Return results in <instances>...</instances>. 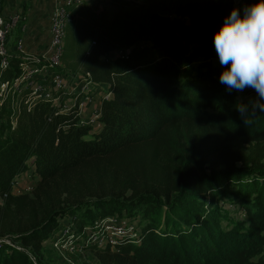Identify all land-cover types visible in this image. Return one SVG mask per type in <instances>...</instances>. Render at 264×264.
Returning <instances> with one entry per match:
<instances>
[{"label":"trees","instance_id":"obj_1","mask_svg":"<svg viewBox=\"0 0 264 264\" xmlns=\"http://www.w3.org/2000/svg\"><path fill=\"white\" fill-rule=\"evenodd\" d=\"M114 3L112 17L106 10L77 9L62 55L61 71L83 69L112 93L101 100L98 129L77 106L62 111L53 99L31 109L22 104L18 113L5 103L0 109V239H11L0 240V264H35L30 254L39 261L42 242L67 228L64 218L75 226V236H83L96 220L116 213L138 219L140 232L114 248L86 247L99 264H264V113L244 123L236 105L248 102L219 82L223 67L213 42L234 0ZM139 41L148 44L137 47ZM118 49L129 51L103 58ZM9 61L0 80L20 75L22 63L36 62L23 56ZM177 123L193 125L213 146L208 166L187 160L173 185L75 201L38 223L37 200L84 168L109 171L113 178L124 173L128 188L137 189L136 178L154 171L160 148L154 141ZM137 155H143L141 163ZM28 170L37 181L36 195L13 194L16 177ZM220 200L243 208L245 217H230Z\"/></svg>","mask_w":264,"mask_h":264},{"label":"rangeland","instance_id":"obj_2","mask_svg":"<svg viewBox=\"0 0 264 264\" xmlns=\"http://www.w3.org/2000/svg\"><path fill=\"white\" fill-rule=\"evenodd\" d=\"M93 2L94 6H91L90 9L97 12L106 10L108 17H112L116 11L114 0H93ZM4 4L5 0L3 7ZM251 4L246 0H234V9H238L241 15H243L244 8ZM3 16L5 15L3 14ZM183 21L188 23L189 19L184 18ZM22 25L23 23H20L10 32L9 47H15L18 40L23 38ZM147 44L148 42L146 41H139L135 45L137 47H143ZM120 50L124 51L117 52V50H115L107 53L105 57L108 60H113L125 54V52L127 54V51H129L125 49ZM38 63L40 62L36 60L33 64ZM66 64L68 67L70 66L69 62H66ZM65 72L68 78L66 82L67 87L63 90H55V94L59 96V100H54V102L62 105V111H68L71 107L77 106L76 104L79 98H83L89 94L92 100H89L85 105L81 116L83 120L92 123L95 129H98L100 127L98 117L101 112V100L109 96V92L103 88L106 87V84L97 86L94 82L89 83L87 81L86 72L83 69H77L74 71L75 73L70 70H66ZM11 95L13 94H9L5 104L10 107L14 105L20 106V97L15 96L13 99ZM255 96L254 90L250 88H246L242 92H239L240 101L249 102L254 99ZM19 111L20 107L17 108L15 113ZM165 130L164 136L154 141L152 145L153 147L158 144L160 146L156 154L157 157L155 158L154 165H152L154 171L151 176L144 177V179L141 177L136 178L138 181L137 189L128 188V185L125 183L124 173L121 176H117V178H113L109 171L102 175L91 169L84 168L69 176L65 182L59 185V188L58 186L53 187L51 191L42 195L41 198L37 200V204L40 208L38 223L43 221L51 212L75 201L89 203L98 195H122L128 197L133 196L136 191L147 192L153 190L155 187L159 189L160 184L173 185L180 179V170L187 160H192L194 163L200 162L201 164L203 162L205 166H208L210 161L215 158V155L212 154L213 146L207 142L205 137H202L200 130L193 125L177 123L166 127ZM142 157L143 155H137L134 159L141 163ZM129 160L128 156L124 157V162H129ZM29 165L30 167L32 166L31 161H29ZM63 185L67 186V190L61 189ZM36 186L37 181L35 175L31 170H28L16 177V182L13 186V194H29L30 196H35ZM0 203H3L1 195ZM219 205L227 209L230 217L234 219L245 217L243 208L235 206L232 202L220 200ZM126 217L135 221L139 233V220L128 216ZM64 223L68 224L69 228L66 231L61 230L62 232L57 231L53 234L54 237H59L60 249L53 248V246L45 247L44 253L40 254L39 261L37 259V264H99L96 254L89 248H86L88 246L84 243L83 237L74 236L73 231L75 226L70 219L64 218ZM8 237L10 236H4L5 239Z\"/></svg>","mask_w":264,"mask_h":264},{"label":"built area","instance_id":"obj_3","mask_svg":"<svg viewBox=\"0 0 264 264\" xmlns=\"http://www.w3.org/2000/svg\"><path fill=\"white\" fill-rule=\"evenodd\" d=\"M3 3L4 0H0V71L9 66V57L12 55L20 56L24 49L23 38L18 40L15 47H9V34L15 27L24 22V17L20 13H14L6 18L2 14ZM91 6H94L93 0H62L56 5L51 15V39L47 53L48 59L44 60V62L38 60L40 64L22 63L20 75L11 79L0 80V109L6 102L10 93L13 94L11 95L13 99L15 96L20 97V106L14 105V112L18 107H21L22 104L28 105V109H31L35 103L41 99L59 100V96L55 94V90L66 89V82L68 80L67 73L61 71L65 68L62 55L65 50L67 26L74 17L77 9L83 7L91 8ZM23 29L24 24L22 25V30ZM123 51L124 50L120 49L117 50V52ZM127 54L125 52V54L121 56L124 57ZM103 58H106L105 55ZM86 75L87 81L91 83L92 79L90 73L86 72ZM110 96H112V93L109 92L107 98ZM89 100H92V97L87 94V96L79 98L77 104L75 103L80 113L83 112V108ZM11 123L13 127H15L17 125V119L12 117ZM1 197L3 198L2 195ZM68 228L69 226L62 231H66ZM57 231H55V233ZM84 232L85 234L82 237L87 246H110L114 248L118 241L126 235L136 236L138 234V228L134 220L128 219L125 215L117 213L96 220L93 227L86 228ZM53 234L54 232L49 240L42 242L44 248L53 246V248L60 249L59 237H54ZM0 240L11 242L9 238H2ZM19 248L22 247L19 246ZM30 256L34 260V263L37 264L36 257H33L31 254Z\"/></svg>","mask_w":264,"mask_h":264},{"label":"clouds","instance_id":"obj_4","mask_svg":"<svg viewBox=\"0 0 264 264\" xmlns=\"http://www.w3.org/2000/svg\"><path fill=\"white\" fill-rule=\"evenodd\" d=\"M223 71L219 82L227 90L253 89L256 96L236 110L244 123L257 112L264 113V0L246 6L241 15L233 9L213 38Z\"/></svg>","mask_w":264,"mask_h":264},{"label":"crops","instance_id":"obj_5","mask_svg":"<svg viewBox=\"0 0 264 264\" xmlns=\"http://www.w3.org/2000/svg\"><path fill=\"white\" fill-rule=\"evenodd\" d=\"M62 0H5L3 14L6 18L14 13L24 17L21 55L32 60L48 59L51 39V15ZM33 64V63H32Z\"/></svg>","mask_w":264,"mask_h":264}]
</instances>
